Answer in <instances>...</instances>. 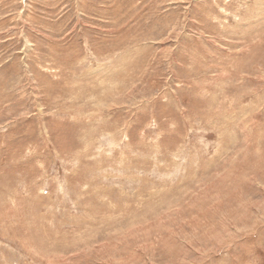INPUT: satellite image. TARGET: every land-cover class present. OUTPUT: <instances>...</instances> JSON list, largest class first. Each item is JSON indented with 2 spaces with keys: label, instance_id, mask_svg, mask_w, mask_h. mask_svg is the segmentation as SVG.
Returning <instances> with one entry per match:
<instances>
[{
  "label": "rangeland",
  "instance_id": "374dc122",
  "mask_svg": "<svg viewBox=\"0 0 264 264\" xmlns=\"http://www.w3.org/2000/svg\"><path fill=\"white\" fill-rule=\"evenodd\" d=\"M0 264H264V0H0Z\"/></svg>",
  "mask_w": 264,
  "mask_h": 264
},
{
  "label": "bare ground",
  "instance_id": "6f19581e",
  "mask_svg": "<svg viewBox=\"0 0 264 264\" xmlns=\"http://www.w3.org/2000/svg\"><path fill=\"white\" fill-rule=\"evenodd\" d=\"M253 80V79H252ZM242 180V179H241ZM257 184V183H256ZM212 196V195H211ZM202 203V202H201ZM242 207V206H241ZM208 211V210H207ZM229 219V218H228ZM234 229V228H233ZM137 235V234H136ZM251 236V235H250ZM2 237V236H1ZM129 237V236H128ZM125 239V238H124ZM228 249V248H227ZM206 256V255H205Z\"/></svg>",
  "mask_w": 264,
  "mask_h": 264
}]
</instances>
